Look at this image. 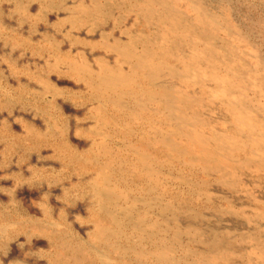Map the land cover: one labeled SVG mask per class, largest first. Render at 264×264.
Listing matches in <instances>:
<instances>
[{
  "label": "bare ground",
  "instance_id": "obj_1",
  "mask_svg": "<svg viewBox=\"0 0 264 264\" xmlns=\"http://www.w3.org/2000/svg\"><path fill=\"white\" fill-rule=\"evenodd\" d=\"M38 1L50 6L58 0ZM13 2L21 18L27 15L23 0ZM114 7L135 14L131 26L122 27L123 39L100 34L95 43L113 52L115 63L98 57L93 67L81 52L73 56L54 45V63L48 67L58 77L64 74L85 85L94 103V123L76 134L98 137L99 152L90 154V147L89 153L73 150L64 119L54 111L53 125L61 121L57 130L51 125L37 131L26 124L23 135H1L4 154L17 149L27 154L46 143L48 135L55 136L50 146L65 165L74 171L92 169L79 196L88 200L91 229L85 239L73 236L61 228L69 225L68 220L62 214L53 216L46 206L44 217L37 219L0 209V260L7 256L5 261L13 260L11 264H28L9 255V241L21 234L27 248H36L35 253L50 264H264L260 225L232 238L224 231H204L176 219L179 212L196 218L201 206L210 202L217 208L207 191L213 190L208 188L210 179L239 189L245 186L241 174L264 169V61L241 44L247 38L230 19L227 7L220 4L214 10L206 0H75L65 21L74 28L93 26L111 18ZM121 19L119 13L112 20L120 25ZM79 37L74 40L81 42ZM8 38L13 45H22L15 36ZM55 63H66V70L60 72ZM32 74L41 82L37 95L49 92L54 97L58 90L49 75ZM6 89L0 86V96ZM9 98L0 99V109H10ZM49 105L57 106L56 101ZM39 111L49 113L47 107ZM111 135L119 136L123 153L108 148L106 139ZM176 164L189 172L174 173L184 189L166 190L162 179L170 171L164 173L162 168ZM136 184L139 195H133ZM7 190L15 202L17 192ZM149 208L155 213L150 214ZM223 210L235 211L231 205ZM263 214L253 209L245 217L253 221ZM40 238L47 251L37 249ZM193 241L200 248L193 247Z\"/></svg>",
  "mask_w": 264,
  "mask_h": 264
},
{
  "label": "rangeland",
  "instance_id": "obj_2",
  "mask_svg": "<svg viewBox=\"0 0 264 264\" xmlns=\"http://www.w3.org/2000/svg\"><path fill=\"white\" fill-rule=\"evenodd\" d=\"M74 1L58 0L53 5L47 6V2L23 0V5L27 8L28 13L21 18V11L15 7L13 0H0V24H2L0 25V86L2 85L4 89L7 88L6 95L2 94L0 99L10 97V103H12L9 110L0 109V117H2L0 118V153L1 155L3 154L2 156L0 155V162L4 163V165L0 166V209L6 212L23 213L22 215L29 219H37L44 217L43 206H46L48 207L47 209H50L53 216L57 213L55 217L62 214L68 220L69 225L65 228L61 227L64 231L71 232L73 236L77 235L80 239H85L87 232L91 229V222L87 219L88 200L81 199L79 196L85 186L86 178L92 175V169L74 171L65 165L62 157H60L61 155L50 146L53 143L52 141H55L53 140L56 139L55 136L48 135L50 140L48 138L46 143L31 149L27 154L25 152L23 154L21 149H17L18 152L14 150L15 153L10 151L9 153L11 154H4L1 147L2 134L7 133L8 136H12L14 133L23 135L26 124H30L37 131H44L51 125L57 130L61 121H57L56 126L53 125L54 117H56L52 115L54 111L58 113V116L60 114V118L64 119L67 129L65 136L71 142L73 150L76 152H84L86 150L87 153L90 152L92 155H96L99 152V146L95 144L98 137L89 138L76 134V132L88 129L93 125L94 103L88 99L87 90L83 82H77L64 74L58 77L57 73H53L48 68L50 64L54 63L53 47L57 45L73 56L77 55V52H81L89 64L94 65L93 67L97 65L98 57H105L107 61L115 63L114 53L103 51L95 43L100 39V34L107 36L109 39H123L122 27L125 23L131 26L135 19V14L131 11L114 7L111 18L93 26L86 24L83 27L74 28L65 21L70 6H72ZM206 1L214 10L220 4H224L227 7L230 19L235 23L238 31H242L247 38V42H241V44L244 47L253 49L256 57L264 61V0ZM114 13L115 15H113ZM119 13L122 15V19L119 22L121 23L120 25L112 20L113 16L115 18ZM9 35L15 36L22 42V45H13L8 38ZM74 36H80L79 38L82 41L74 40ZM10 56L13 61L10 60ZM54 65L60 72L66 70L65 67L67 66L66 63H55ZM27 67L28 69H25ZM36 72L49 75L58 90L54 97L49 92L42 97L37 95L41 82L32 74ZM61 80L64 81L59 82ZM8 90L11 91L9 92ZM51 101H56V108L50 107ZM23 102L25 103L22 104ZM39 105L42 108L47 107L49 113L46 115L39 111L42 109ZM65 105L70 106L68 110L65 109ZM49 121L51 122L49 123ZM4 127L6 128L4 129ZM102 128H105V126L102 125ZM111 136L106 139L107 141L105 140L108 143V148L115 152L123 153L119 136ZM89 147L91 148L90 151ZM172 166H163L164 173L170 171V175L166 176L164 174L162 186L163 188L167 187L166 190L170 188V190L176 188L183 190L184 187L178 184L175 174L183 172L189 175V172L178 164ZM172 171L173 173H171ZM193 171L196 178L199 175V171L197 169L192 170V173ZM40 172L42 175L44 173L43 176H46L41 177ZM249 172L250 170H247L241 174L240 177L245 186L239 189H229L210 179L208 188H213V190L207 191L211 193L210 196L212 201L216 203L217 208L214 207L212 202L201 206L200 214L196 218L187 213L179 212L176 213L177 221L181 224L190 223L199 226L204 231L210 229L221 230L232 238L241 232L255 231L254 227L256 228L257 225H260L262 228L260 234L263 236L264 214L253 221L248 220L245 216L246 214H251L253 209L264 212V169H260L256 174H248ZM21 175L26 176L23 178L24 180L19 177ZM128 183H132L131 186L133 185L132 181ZM136 186L138 185L136 184ZM7 189L17 192L18 196L14 200L15 202L10 200ZM138 191L139 186L133 190V195H139ZM168 194L163 192V197L169 199ZM199 199L203 201L204 197L200 196ZM225 205H231L235 211L223 210ZM149 213L154 214L155 210L149 208ZM0 239L3 238L0 237ZM24 239L21 234H17L15 239L9 241L11 243L8 245L10 249L9 255L25 259L28 264H50L45 256L42 257L35 253L36 248L32 249V251L27 248L28 245ZM39 240L40 243L36 245L37 249H40L39 251H47L49 247L44 239L40 238ZM192 245L195 248H200L201 246L196 241H193ZM238 246L243 247L242 245ZM174 252L179 253L180 250L175 248ZM6 259L7 256L0 260V264H11L13 261L8 260L6 262Z\"/></svg>",
  "mask_w": 264,
  "mask_h": 264
}]
</instances>
